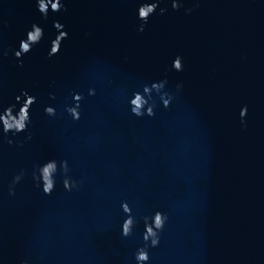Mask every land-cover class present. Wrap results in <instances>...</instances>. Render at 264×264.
Masks as SVG:
<instances>
[{"label": "water", "instance_id": "1", "mask_svg": "<svg viewBox=\"0 0 264 264\" xmlns=\"http://www.w3.org/2000/svg\"><path fill=\"white\" fill-rule=\"evenodd\" d=\"M139 2L65 0L66 11L47 20L34 0L0 4L4 48L32 23L44 30L22 67L11 52L0 60V108L21 89L37 98L32 139L9 134L13 145H0V264H135L143 219L157 210L167 222L149 264H264V0H183L175 12L162 0L157 11L166 13L143 32ZM53 21L68 38L45 59ZM177 55L181 72L170 67ZM69 89L85 93L75 122L63 112ZM133 93L151 116L130 113ZM44 104L56 107V119L43 116ZM51 159L56 186L42 196L28 173ZM61 160L77 191L63 190ZM20 169L25 178L9 197ZM122 202L135 225L127 239Z\"/></svg>", "mask_w": 264, "mask_h": 264}, {"label": "clouds", "instance_id": "2", "mask_svg": "<svg viewBox=\"0 0 264 264\" xmlns=\"http://www.w3.org/2000/svg\"><path fill=\"white\" fill-rule=\"evenodd\" d=\"M162 0H140L135 9V17L139 22L137 25V31L143 32L145 25L148 24L149 18L153 15L163 16L167 8L158 6ZM3 0H0V4ZM170 8L173 12L183 7V0H169ZM35 11L39 14L42 20H47L49 14L56 15L66 11L65 0H34ZM193 11L192 8H185L184 14L188 15ZM7 27V24L0 20V31ZM52 29L56 35L53 39L48 41V51L45 59H51L57 55L62 47V42L68 38V33L64 30V25L53 21ZM44 37V30L37 23H32L29 28L25 29L22 38H20L15 47L8 49L0 45V60L8 57L9 52L12 54V58L17 61V67L23 66L22 57L27 55L30 51L40 44ZM171 70L175 72H181L183 70L182 57L177 55L172 59ZM163 82L159 85L157 83L152 84L153 89L162 87ZM51 87V85H50ZM181 88L180 84L176 85V89L179 91ZM144 93L147 94L149 89L144 88ZM68 95L71 96V105H65L63 112L65 115L71 118L73 122L80 119V107L81 101L85 97V93H81L72 89L68 90ZM86 95L91 97L95 95L93 89L89 88ZM36 96L31 95L28 91L21 89L19 95L14 97L12 104L7 107L0 108V145L7 144L11 147L14 143L11 137L15 138L19 134H24V142H28L32 139V134L29 131L31 126L30 119V108L36 103ZM48 101H54L55 95L52 93L48 94ZM146 104V100L139 93H133L132 98L129 100L130 113L136 117L143 115H152L150 108L142 111V108ZM2 105V104H0ZM164 106H167L165 101ZM248 106L242 105L239 108L238 119L242 128L246 127L245 118L247 115ZM42 114L49 120L56 119L58 113L56 107L52 104H44L42 107ZM21 145L17 143V147ZM60 173L63 176L61 186L65 192H73L78 190V183L72 180L68 175V162L61 160L59 162ZM26 172L24 169H20L18 173L12 176L11 181L7 185V195L13 197L15 195V189L18 184L25 178ZM30 176L32 186L42 196H50L56 186L57 176V160L51 159L42 163H36L32 166L31 172L28 173ZM121 211L124 214V219L120 224V236L123 239H127L133 232L135 227L131 209L128 207L126 202H122L120 205ZM167 222L166 214L155 211L152 216L144 217L143 219V232L140 234L141 245L138 246L133 253V260L135 264H149L150 261V250L155 249L160 244V233L163 231Z\"/></svg>", "mask_w": 264, "mask_h": 264}]
</instances>
